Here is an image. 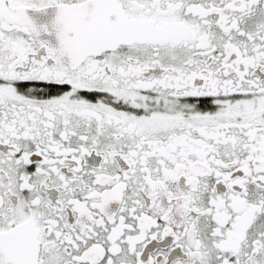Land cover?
Returning <instances> with one entry per match:
<instances>
[{"label":"snow or ice","instance_id":"obj_1","mask_svg":"<svg viewBox=\"0 0 264 264\" xmlns=\"http://www.w3.org/2000/svg\"><path fill=\"white\" fill-rule=\"evenodd\" d=\"M0 264H264V0H0Z\"/></svg>","mask_w":264,"mask_h":264},{"label":"flooded vegetation","instance_id":"obj_2","mask_svg":"<svg viewBox=\"0 0 264 264\" xmlns=\"http://www.w3.org/2000/svg\"><path fill=\"white\" fill-rule=\"evenodd\" d=\"M53 16H54V10H49V13L47 16L36 14V19L40 22H45V21L51 20Z\"/></svg>","mask_w":264,"mask_h":264}]
</instances>
